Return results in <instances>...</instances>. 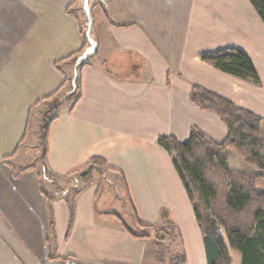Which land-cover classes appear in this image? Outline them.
Wrapping results in <instances>:
<instances>
[{
  "label": "crops",
  "instance_id": "1",
  "mask_svg": "<svg viewBox=\"0 0 264 264\" xmlns=\"http://www.w3.org/2000/svg\"><path fill=\"white\" fill-rule=\"evenodd\" d=\"M110 1L126 21L106 22L113 47L105 36L96 39V57L79 69L80 98L49 125L44 177L50 190L29 174L33 167L16 174L3 162L7 154H0V264H152L153 241L167 235L153 237L171 232L179 243L176 259L208 264L194 205L172 153L157 139L187 141L193 127L216 142L226 139V124L191 101L193 85L264 119V22L249 0H241L242 16L238 7L220 15L221 0ZM79 2L0 0V97L21 98L29 112L67 87L73 58L89 45ZM227 47L248 53L260 85L200 58ZM119 55L136 62L120 66ZM92 158H99L100 171L83 181L79 171ZM237 158L230 151L231 166ZM108 170L123 176L136 223L148 228L134 230L120 214L100 207L106 203L92 180ZM73 176L92 182V189L51 192L59 178ZM70 192L76 195L72 202ZM119 217L147 237H133Z\"/></svg>",
  "mask_w": 264,
  "mask_h": 264
},
{
  "label": "trees",
  "instance_id": "2",
  "mask_svg": "<svg viewBox=\"0 0 264 264\" xmlns=\"http://www.w3.org/2000/svg\"><path fill=\"white\" fill-rule=\"evenodd\" d=\"M249 1L264 22V0ZM200 58L238 79L261 84L254 62L239 47L202 52ZM79 78L77 89L69 95L75 97L74 102L80 98ZM190 99L226 124V139L216 142L198 127H193L187 141L174 135L159 136L157 140L172 153L174 165L194 205L204 236L208 264H264V190L259 191V187L264 185V119L199 85H193ZM232 150L262 173L252 176L233 169L230 161ZM97 159L92 158L79 171L83 181H88L96 171H100L95 166ZM119 219L133 237H147L148 234L133 231L123 219ZM146 227L140 226L142 229ZM185 261L181 256L174 264H185Z\"/></svg>",
  "mask_w": 264,
  "mask_h": 264
},
{
  "label": "rangeland",
  "instance_id": "3",
  "mask_svg": "<svg viewBox=\"0 0 264 264\" xmlns=\"http://www.w3.org/2000/svg\"><path fill=\"white\" fill-rule=\"evenodd\" d=\"M107 1L108 0L90 1L94 22L91 35L95 40L98 38L103 39L105 36L107 44L111 45L110 47H113V41H111L110 37L108 36L105 24L109 21V19H122L121 21L126 20L124 17L119 16L118 7L114 6V2ZM79 4L83 6L84 0H80ZM241 4V0H221L218 12L221 15L223 12L228 11L229 8L234 10L238 7V13L242 16L245 14V12L243 11V6H241ZM79 15L82 20L83 30H87V17L85 10H80ZM222 19L224 24L227 20L226 18ZM102 29L105 34H103ZM83 51L84 49L80 52V54H82ZM100 52L102 53V51ZM78 56H75L74 58L76 59ZM95 57L96 56L91 55L88 57V59L93 60ZM74 58L73 63H75ZM115 58H117V63L120 66L122 64L131 65L132 63L136 62L134 57L129 59L133 60L131 63H129L128 60L123 61L121 59V55ZM115 68L113 67V70H115ZM71 79L63 91H61L58 95L55 94V97L48 102H41L39 104L40 106L38 105L37 109H33V111L31 110L29 112H25L24 106L19 104L21 98L15 96L0 97V154H7L3 160L4 164H6L12 172H16V174L33 167L29 174L40 176L44 188L47 190H50V185L45 180L44 170L45 167H47L46 146L48 128L53 118L69 107L72 101H74L73 99H75V97L72 98L67 95V92L71 91L73 88ZM263 92L264 91L261 93ZM262 129V135L264 136V123ZM22 134V138L24 135L26 136L25 140L20 138ZM233 152L237 153L236 151ZM237 155L240 156L241 159L237 158L233 161V169H239V171L252 176L262 173L261 170L248 163L239 153H237ZM78 180L79 179L75 176L69 179L61 177L59 178V187H53L51 192L71 186L76 193V191L79 192L86 189L91 190L94 185L99 190V201L103 200L106 203L104 206L100 204V207L117 212L127 223L131 225L134 230L139 229L140 226L136 223L134 218L133 210L131 208L122 175L108 170L103 175H95L92 180L94 184L91 185L92 182H90L89 186L86 184L87 182L79 183ZM263 190L264 185L259 187V191ZM75 196L76 195L74 193L70 192V195L66 196V198L69 202H72ZM166 235L167 238L164 241H153V243H155L154 251L156 263L152 261V264H174L176 261L175 254L179 249V243L174 239V234L172 232L170 235L162 233L158 236V238H153L159 239L160 236L164 237Z\"/></svg>",
  "mask_w": 264,
  "mask_h": 264
},
{
  "label": "water",
  "instance_id": "4",
  "mask_svg": "<svg viewBox=\"0 0 264 264\" xmlns=\"http://www.w3.org/2000/svg\"><path fill=\"white\" fill-rule=\"evenodd\" d=\"M83 9L86 12V17H87V30L85 33V37L89 43V45L84 49L82 54H80L76 60H75V65H74V76L72 78V90L68 92L67 95H70L72 92H74L77 89V81L79 78V67L81 64L91 55L95 54L98 48V43L97 41L92 37V29H93V17H92V11H91V4L90 0H84L83 4Z\"/></svg>",
  "mask_w": 264,
  "mask_h": 264
}]
</instances>
